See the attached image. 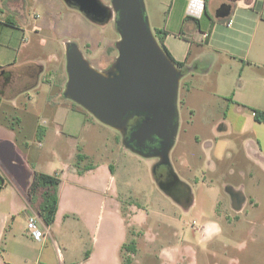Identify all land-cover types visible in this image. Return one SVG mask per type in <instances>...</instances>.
<instances>
[{
	"label": "crops",
	"instance_id": "obj_1",
	"mask_svg": "<svg viewBox=\"0 0 264 264\" xmlns=\"http://www.w3.org/2000/svg\"><path fill=\"white\" fill-rule=\"evenodd\" d=\"M144 1L153 32L162 39L172 58L184 64L179 68L182 71L180 89L185 91L184 107L190 109L191 113L188 124L211 128L212 137L196 135L197 144H205L208 152L221 145L227 150L224 154L214 156L211 169L231 180L232 185L227 186L231 189L227 194L232 210L242 214L248 203L258 208L260 203L256 194L248 196L245 189L248 185L254 191L264 184V123L257 122L254 116V110L264 112V0H204V6L195 4L194 0ZM26 8L23 0H0V80L4 81V76L12 77L0 89V169L7 171L10 184L8 186L3 179L0 184V264H92L98 255L104 260L111 256L114 264H123L122 247L129 239L128 228L139 227L140 218L139 213L131 208L128 214L130 223L127 224L122 201L116 194L100 203L103 215L111 214L120 227V237L113 249L107 241L98 239L96 232L93 250L87 251L85 262H71L63 254L64 236L57 234L55 227L74 219L87 221L90 203L88 200L74 202L65 196L62 188L65 172L52 174L54 163L46 164L44 161L46 155L53 157L56 154L55 145L51 146L50 143L51 140L59 142L61 132L58 125L66 128L70 121L67 118L63 123L59 122L60 107L55 102V93L56 98L64 95V90L54 82L55 71L61 65V49L56 47L55 50L56 39L50 38L42 39L39 45L40 51L47 54L46 59L39 56L38 51L35 52L38 39L34 36L39 37L40 25H30ZM226 65H230L232 74L238 68L241 78L247 70L257 68L255 83L234 80L229 76L230 72H224ZM44 87L48 91L46 94L43 93ZM25 91L36 93L35 96L28 94L29 103L21 101ZM195 97L201 100L199 105L192 101ZM5 100L10 103V107L3 114L11 121L1 119ZM242 117H245L244 121ZM93 121L99 122L95 119L80 123L86 128ZM18 141L25 149V163L17 158L15 142ZM29 141L38 144L30 146ZM79 154L83 159H78ZM74 159L80 164L89 160V157L79 149ZM229 162L241 169L231 166L227 173ZM66 167L73 180L79 181L94 171L91 164L85 165L81 171ZM236 172L240 180L234 178ZM36 173L56 176L62 181L58 212L51 226H47L39 215V199L32 201L29 197V188ZM71 187L70 194L75 195L96 191L91 184L83 187L76 181ZM105 190L108 192L107 186ZM235 196L240 197V202ZM236 205H240V208ZM33 215L40 217L46 229V238L41 241L34 240L27 230L28 219ZM150 220L147 216L145 222L149 223ZM240 223L236 219L229 221L227 226L237 231L241 228ZM249 223L255 225L252 221ZM223 233L220 224L213 222L199 229L201 239L205 242H213ZM249 237L255 242L252 230ZM158 238L155 230L145 233L141 240L135 238L137 251L132 255V264H144L141 261L145 255L156 256L159 251ZM192 251L190 246H172L164 248L161 257L165 262L180 264L176 261L177 257L186 258ZM52 253L56 258L51 257ZM250 260L249 254L247 261ZM232 261L235 263L232 259L229 264Z\"/></svg>",
	"mask_w": 264,
	"mask_h": 264
},
{
	"label": "rangeland",
	"instance_id": "obj_2",
	"mask_svg": "<svg viewBox=\"0 0 264 264\" xmlns=\"http://www.w3.org/2000/svg\"><path fill=\"white\" fill-rule=\"evenodd\" d=\"M23 1L26 3L30 25H40L39 37L34 36L38 39L35 52L38 51L39 56L45 58L47 54L40 51L39 45L42 39L49 40L50 38L56 39L55 50L56 47L61 49V65L55 71L54 76V82L61 90L65 89L68 79L66 48L69 45L77 46L82 56L96 70L102 73L111 71L119 56L116 44L121 38L116 26L115 14L107 23L102 24L92 21L81 11L70 7L64 0ZM100 1L103 6H111V0ZM31 43H33V39ZM225 69L224 72H230L229 76L239 83L251 81L254 84L256 81L255 71L257 68L247 70L242 78L238 68L233 74L230 71V65H226ZM47 92L44 87L43 93ZM28 94L36 95L33 91H25L21 95L22 103H29ZM184 94L185 91L180 89L178 100L180 128L174 148L170 153V162L172 170L179 179V186L188 189H181L175 195L163 189L155 177L158 158H146L133 153L122 145V134L97 121L90 122L86 128H83L81 124L83 121L95 119L90 116L91 114L88 115L89 113L83 107L73 103L63 94L56 98L55 93V102L59 104L61 113L59 122L63 123L68 118L70 124L66 128L61 124L58 125L61 132L59 142L51 140L50 143L51 146L55 145L56 154L53 157L50 154L46 155L44 161L46 164L54 163L52 174L53 172H65L62 185L65 196L74 202L83 203L84 200H88L90 203L87 221L74 219L69 220L65 225L59 223L55 227V232L64 236L62 251L69 261L85 262L87 251L93 250V238L96 232L98 239L107 241L111 250L118 242L120 227L117 219L108 213L103 215L100 205L101 200H109L113 194H116L122 201L121 207L127 224L130 223L128 214L131 213V208L139 213V227L130 226L128 228V242L135 238L141 240L148 231L155 230L159 236L158 254L156 256L145 255L141 261L144 264H171L163 260L161 251L172 246L181 248L190 246L193 249L186 255V258L177 257L176 261L180 264H229L232 259L235 260V263L231 262L232 264H264V184L254 191L248 185L245 189L248 196L252 193L256 194L260 203L258 208H254L251 203H248L242 214H237L232 210L233 207L230 205L227 194L231 189L227 187L232 185L231 180L221 177L218 171L214 173L211 169L214 156L224 154L227 150L221 145L208 152L205 149V144L204 146L197 144L196 135H201L202 138L212 137L211 128L188 124L191 113L190 109L184 107ZM192 101L196 105L201 103L197 97ZM206 101H210V98ZM9 105L10 103L5 100L1 119H7L3 111L10 107ZM37 111L40 109L37 108ZM244 119L245 117H242L243 121ZM7 120L11 121L9 118ZM211 139L214 142V139ZM19 142H15L18 149L17 158L25 163L27 162L26 155H24L25 149ZM37 144L36 141H29L30 146ZM79 149L89 157V160L77 164L74 155L78 153ZM50 153L52 152L50 151ZM87 164L93 165L94 171L88 174L85 179L73 180L68 174L66 165L81 171ZM228 167L241 169L229 162L226 166L227 173L231 169ZM5 172L0 169V184L3 179L10 186L7 181L9 175L7 171ZM234 178L240 180L237 172ZM75 181L83 187L91 184L96 191L78 195L70 194V188ZM106 186L108 192L105 190ZM212 187L214 190H210ZM147 216L151 218L149 223L145 222ZM226 216H230V218L226 219ZM236 219L241 222V228L237 231L227 226L229 221ZM250 221L255 225H250ZM212 222L220 224L224 233L213 242L202 241L199 229ZM251 230L255 233V242H252L249 237ZM249 254L251 255L250 262L247 261ZM51 257L56 258L54 253L51 254ZM128 257L132 258L128 253H123L122 261L124 262ZM92 264H114V262L111 256L108 260H104L98 255Z\"/></svg>",
	"mask_w": 264,
	"mask_h": 264
},
{
	"label": "water",
	"instance_id": "obj_3",
	"mask_svg": "<svg viewBox=\"0 0 264 264\" xmlns=\"http://www.w3.org/2000/svg\"><path fill=\"white\" fill-rule=\"evenodd\" d=\"M64 1L94 22L107 23L115 14L121 37L116 44L119 56L108 73L92 67L77 46L66 48L68 79L64 96L122 134L123 145L133 153L158 158L155 171L157 167H167L174 184L179 185L170 153L180 128L182 71L153 32L145 1L111 0L110 7L103 6L100 0ZM133 118L142 121L130 132L128 126ZM160 186L169 191L167 185ZM239 198L235 196L238 202Z\"/></svg>",
	"mask_w": 264,
	"mask_h": 264
},
{
	"label": "trees",
	"instance_id": "obj_4",
	"mask_svg": "<svg viewBox=\"0 0 264 264\" xmlns=\"http://www.w3.org/2000/svg\"><path fill=\"white\" fill-rule=\"evenodd\" d=\"M156 37L160 44L162 45L163 49L166 53L170 56V58L174 61V63L179 67H183V63L176 62L166 47L162 39L156 34ZM255 120L259 123H264V112L259 110H254ZM78 159H83L81 154L78 155ZM62 181L59 177L50 176L46 174L36 173L33 181L29 188V197L33 201L39 199L38 202V212L42 220L47 226H51L54 224L56 220V214L58 212L59 207V188ZM137 251L136 249V242L134 239L130 240L128 243L124 244L122 247V254L128 253L130 256L135 254ZM123 264H132V258L128 257L123 262Z\"/></svg>",
	"mask_w": 264,
	"mask_h": 264
},
{
	"label": "flooded vegetation",
	"instance_id": "obj_5",
	"mask_svg": "<svg viewBox=\"0 0 264 264\" xmlns=\"http://www.w3.org/2000/svg\"><path fill=\"white\" fill-rule=\"evenodd\" d=\"M116 49H117V47H116ZM4 79H5L4 81L0 80V89L4 88L6 85V82L8 83V81H11L12 77L4 76ZM141 121H142V118H133L130 121L129 126H128L129 131L131 132L134 129V127H136V125H138ZM151 146H153V145L150 144V147ZM172 176L173 175L170 172V169H168L167 167L160 166V167L156 168L155 177H156L158 183L167 185L169 188V191L176 195V193H178L181 189H184L185 187L184 188L180 187L178 184L175 185Z\"/></svg>",
	"mask_w": 264,
	"mask_h": 264
},
{
	"label": "built area",
	"instance_id": "obj_6",
	"mask_svg": "<svg viewBox=\"0 0 264 264\" xmlns=\"http://www.w3.org/2000/svg\"><path fill=\"white\" fill-rule=\"evenodd\" d=\"M194 3H199L201 6H204L205 2L204 0H194ZM205 36L208 37L207 34ZM27 230L29 235L36 241H41L46 238V229L38 215H33L28 219Z\"/></svg>",
	"mask_w": 264,
	"mask_h": 264
}]
</instances>
